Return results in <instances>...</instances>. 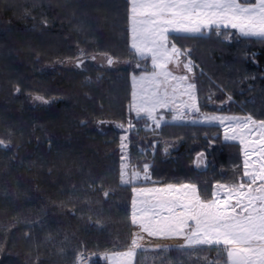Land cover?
<instances>
[{
  "label": "trees",
  "instance_id": "trees-1",
  "mask_svg": "<svg viewBox=\"0 0 264 264\" xmlns=\"http://www.w3.org/2000/svg\"><path fill=\"white\" fill-rule=\"evenodd\" d=\"M211 33L176 40L196 63L202 108L264 120V43ZM129 45L127 0H0V140L10 144L0 147V264H79L80 253L109 264L129 247L137 227L132 186L120 184L121 136L132 117L131 74L141 71ZM77 57L80 67L64 65ZM222 135L216 124L150 129L136 120L129 159L149 164L156 182L137 185L196 184L210 199L243 173L242 146ZM180 246L141 247L135 264L216 260L215 250Z\"/></svg>",
  "mask_w": 264,
  "mask_h": 264
},
{
  "label": "snow or ice",
  "instance_id": "snow-or-ice-1",
  "mask_svg": "<svg viewBox=\"0 0 264 264\" xmlns=\"http://www.w3.org/2000/svg\"><path fill=\"white\" fill-rule=\"evenodd\" d=\"M127 3L129 50L136 67L141 69V74L132 76L129 105L137 120L147 118L159 128L165 120L162 109L171 114L173 121L199 114L200 119L192 123H217L223 127L224 140H238L244 153L242 176L231 185H217L210 199L203 198L195 184L138 187L141 171L130 167L125 153L121 157L120 184L132 186V225L150 237H182L185 243L181 248L215 250L217 257L213 264H264V120H255L251 115L241 118L201 114L197 86L189 75L196 67L191 50L177 47L174 42L176 38L213 32L217 36L225 34L228 39L238 35L264 43V0H127ZM83 55L81 50L80 56ZM76 59V66L80 67L84 61ZM149 60L151 71L142 63ZM107 63L112 65L113 59L109 57ZM170 64H182L185 74L174 75L169 70ZM185 96L187 99H182ZM34 99L50 102L42 96ZM126 139L121 137L122 151ZM0 147L9 148L10 144L0 140ZM198 159L202 160L203 154ZM142 173L144 182L156 183L149 174V164L143 165ZM108 194L104 192L105 197ZM141 239L142 235L132 233L127 250L112 254L113 264H133L137 252L144 250L139 244ZM85 259L82 253L78 254L79 264H84Z\"/></svg>",
  "mask_w": 264,
  "mask_h": 264
},
{
  "label": "rangeland",
  "instance_id": "rangeland-1",
  "mask_svg": "<svg viewBox=\"0 0 264 264\" xmlns=\"http://www.w3.org/2000/svg\"><path fill=\"white\" fill-rule=\"evenodd\" d=\"M60 0H57V2H59ZM110 21V20H109ZM105 28V27H104ZM100 30H103V29H100ZM99 30L100 34L99 35V39L101 40H104L105 41V37L103 36V34H101V31ZM112 31V35H114V31H113V28L110 29ZM104 31V30H103ZM24 34V33H23ZM205 34H212L211 32H208V33H205ZM204 34V35H205ZM28 35V34H26ZM25 37H28V36H25ZM178 38L174 39V42L176 43L177 47H180L182 48L181 46H179V44L176 42ZM34 42V41H33ZM190 43V42H189ZM45 49H57V46H54V45H47V46H43ZM183 49V48H182ZM192 59V57H191ZM102 64L103 66H107V61H108V57H104L102 60ZM192 61L194 62V60L192 59ZM194 64H196L194 62ZM65 66H69V67H73V66H76L75 63H66L64 64ZM169 70L173 72L174 75H183L185 74V70L183 69V65L181 64L180 66H176L174 64H170L169 66ZM149 71H151V61H150V69H148ZM197 69L194 68L193 69V73L189 74L191 76V79L193 82L196 83L195 81V75L197 74ZM139 75L141 74V71L140 72H134L131 74V85H132V76L133 75ZM197 86V85H196ZM133 90V89H132ZM196 95H197V104L200 108V113L201 114H204V115H228V116H237V117H246L247 115H243V114H237V113H229V112H222V111H205L202 106H201V103H200V98H199V95H198V90H197V87H196ZM182 99H187V97H182ZM130 104V103H129ZM129 109V108H128ZM130 111V109H129ZM161 113L163 114L165 120L163 122H161V126L165 123H168V122H173V123H192L191 121L192 120H199L200 119V115L199 114H196V115H192V114H189L188 117L183 120V121H173L172 120V117H171V114L167 111V110H160ZM130 115H132L131 119H130V122L132 124V127L134 126V122L137 120L136 118V113L135 111H130ZM141 120H144L146 123H147V126L150 128V129H153L154 127L156 128L155 124H153V122L151 120H148L147 118H142ZM129 122V121H128ZM201 124H205V123H201ZM213 124H216L218 125L217 123H213ZM126 127H127V131L123 132L122 133V136H128V133H129V123H126L125 124ZM221 128L223 129V127L221 126ZM121 136V137H122ZM223 139H224V130H223ZM254 138H258V137H254ZM231 141V140H230ZM235 142H239L238 140H235ZM124 144L126 145V147L123 149V151L121 150V153L122 155H124L125 153L127 154V157L129 158V146H128V140L126 139L124 141ZM242 146V145H241ZM242 150H243V146H242ZM121 155V157H122ZM243 158H244V153H243ZM253 159H255V157L253 156ZM130 160V159H129ZM133 165L131 164L130 162V167H132ZM136 168L137 171H141V180L138 181V182H142L143 181V173H142V169H139L137 168L136 166H134ZM150 167V166H149ZM149 174H150V171H149ZM151 175V174H150ZM189 184V183H187ZM196 185V184H195ZM224 185H228V184H224ZM138 186V185H137ZM160 186H163V185H158V184H142V185H139L138 187H160ZM197 186V185H196ZM197 189H198V186H197ZM199 191V190H198ZM136 232L135 233H138L139 235H142L143 236V239L139 240V244L140 245H145L146 247H157V246H172V245H184L185 241L183 240L182 237H175V238H160V237H150L148 236L146 233H140L139 232V229L137 228L135 230ZM113 253H117V252H113ZM112 253V254H113ZM112 254H110L109 256H107V259L109 260V264H113V261L111 259L112 257ZM90 258V257H89ZM87 258L85 260H89L88 263L86 264H93V260L92 262L90 261V259ZM96 259V258H94ZM84 260V261H85ZM135 261H136V256L134 257L133 259V264H135Z\"/></svg>",
  "mask_w": 264,
  "mask_h": 264
},
{
  "label": "crops",
  "instance_id": "crops-1",
  "mask_svg": "<svg viewBox=\"0 0 264 264\" xmlns=\"http://www.w3.org/2000/svg\"><path fill=\"white\" fill-rule=\"evenodd\" d=\"M234 31H236V30H234ZM206 33H208V32H206ZM187 184V183H186ZM141 247H146L145 245H141Z\"/></svg>",
  "mask_w": 264,
  "mask_h": 264
},
{
  "label": "flooded vegetation",
  "instance_id": "flooded-vegetation-1",
  "mask_svg": "<svg viewBox=\"0 0 264 264\" xmlns=\"http://www.w3.org/2000/svg\"><path fill=\"white\" fill-rule=\"evenodd\" d=\"M100 59H103L102 57H100ZM181 59H183V58H181ZM77 64V63H76Z\"/></svg>",
  "mask_w": 264,
  "mask_h": 264
}]
</instances>
